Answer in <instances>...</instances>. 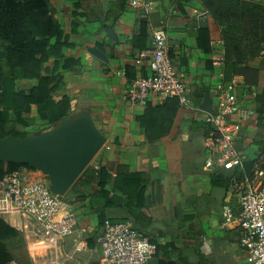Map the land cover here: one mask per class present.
Wrapping results in <instances>:
<instances>
[{
    "label": "crops",
    "instance_id": "0c3cea01",
    "mask_svg": "<svg viewBox=\"0 0 264 264\" xmlns=\"http://www.w3.org/2000/svg\"><path fill=\"white\" fill-rule=\"evenodd\" d=\"M112 1L115 7L117 1ZM131 1L128 0L116 21L88 22L80 18L82 25L73 33L75 0H51L55 19L68 42L74 45L63 49L62 58L51 57L43 66L46 75V69L53 71L59 63L55 74L63 79V85L54 99L60 101L68 96L71 100L67 118L51 128L64 120L88 118L105 137L104 146L86 174L75 183L83 199L79 201L78 195L73 194L71 201H77L75 209L80 205L78 212L83 220L86 218L82 214L97 216L91 233L97 230L98 217L102 214L116 222H129L154 240L159 250L149 264L169 261L246 264L239 229L221 226L222 191L219 196L213 194L214 172L205 170L209 155L205 144L208 124L207 113L200 106L207 89L214 105L219 86L235 79L240 102L252 108L259 120L258 125L248 122L243 126L236 148L245 160L259 159L254 168L264 167V115L258 102H264V50L259 56L245 60L246 63H239L237 70L229 74L221 31L202 1L179 0L175 6L174 0H156L155 4L151 2L153 7L149 12L133 8ZM139 20L148 22L147 48L152 46L155 32L166 31L176 69L194 106L190 110L180 108L170 135L156 142L148 140L137 120L146 106L133 104L126 95L132 80L149 73L148 62L142 66L136 64L141 50L132 43ZM204 27L211 32L210 55L197 45L198 31ZM92 49L98 50L99 56ZM216 58H224V65H216ZM71 59L81 61L80 69H64L65 61ZM208 61L212 62V68L208 67ZM19 83L30 84V89L37 85V81ZM164 102L153 95L148 103L158 106ZM32 111L38 117L37 107L33 106ZM102 169L111 177L105 190L99 187ZM226 202L238 207L237 194L231 188Z\"/></svg>",
    "mask_w": 264,
    "mask_h": 264
},
{
    "label": "built area",
    "instance_id": "2783aa9c",
    "mask_svg": "<svg viewBox=\"0 0 264 264\" xmlns=\"http://www.w3.org/2000/svg\"><path fill=\"white\" fill-rule=\"evenodd\" d=\"M131 6L149 12L153 4L132 0ZM145 62L149 73L131 81L126 92L130 102L146 106L151 96L157 95L162 100L177 98L180 108L194 109L164 29L154 33L150 48L139 52L136 64ZM214 63L224 65L225 61L216 58ZM237 89L235 79L220 85L213 114H206L205 122L211 127L205 139L209 151L206 171L244 167L245 159L236 145L243 126L248 122L258 125L259 120L252 108L240 102ZM38 172L22 168L0 177V219L23 238L29 264H149L157 256L158 244L129 222L106 219L93 233L78 230L73 201L54 193L45 177L35 176ZM232 190L237 194L238 207L229 202L223 205L221 226L239 229L246 264H264L262 165L254 168L252 179L236 183Z\"/></svg>",
    "mask_w": 264,
    "mask_h": 264
},
{
    "label": "trees",
    "instance_id": "16d2710c",
    "mask_svg": "<svg viewBox=\"0 0 264 264\" xmlns=\"http://www.w3.org/2000/svg\"><path fill=\"white\" fill-rule=\"evenodd\" d=\"M116 1L114 7L112 0H75L73 33H77L82 25L80 18H85L88 22L116 21L125 11L128 0ZM202 3L220 29L225 42V58L229 64L227 73L236 71L239 63L260 55L264 50V3L247 0H202ZM147 38L148 22L139 20L132 36L133 47L144 50L147 48ZM53 39L56 40L55 43H52ZM0 43L3 52L7 54L4 61L9 70V74H6L0 69V140L28 137L25 132L18 129V126L27 127L34 122L31 117H25L32 113L33 106L37 107L38 119L48 127L55 126L67 118L71 109L70 98L65 96L60 101L54 99L63 85V79L55 74L59 69V63L55 64L53 71L46 69V75L43 74V66L51 57L60 59L65 47L74 46L68 42L61 25L55 19L51 0H0ZM197 45L206 54H212L209 28L199 29ZM80 67V60L65 61V70L76 71ZM208 67L212 68L211 61H208ZM22 80L37 81V85L29 90L18 89L17 85ZM258 102L259 111L264 115V102L260 100ZM179 110L177 98L166 99L164 104L158 106L151 103L146 105L144 114L137 120L150 142L159 141L170 135ZM11 114H14L15 121H12ZM207 126L206 135L211 132V127ZM257 161L259 159L245 160L242 169H217L212 174L213 194L219 196V191H222L220 197L222 207L230 188L233 189L236 183L253 178ZM22 168L35 171L27 164H7L0 161V177ZM87 170L88 168L79 181ZM99 173V187L105 190L110 185L111 177L106 170L102 169ZM68 193L78 195L77 184H74ZM81 199L83 197L78 195L77 200ZM106 219L108 218L104 215H99V227ZM14 239H18L25 250L21 235L0 219V264H15L16 258L6 242ZM90 243L93 245L94 239L90 240ZM19 264H29L27 254L26 263ZM158 264L177 263L169 261Z\"/></svg>",
    "mask_w": 264,
    "mask_h": 264
},
{
    "label": "water",
    "instance_id": "95a60500",
    "mask_svg": "<svg viewBox=\"0 0 264 264\" xmlns=\"http://www.w3.org/2000/svg\"><path fill=\"white\" fill-rule=\"evenodd\" d=\"M91 52L99 56V51ZM7 57L0 52V59ZM200 109L213 114V100L206 90ZM15 121L14 114L11 115ZM105 144V137L88 118L64 120L54 129L23 139L0 140V161L29 165L45 175L51 189L66 196Z\"/></svg>",
    "mask_w": 264,
    "mask_h": 264
},
{
    "label": "rangeland",
    "instance_id": "374dc122",
    "mask_svg": "<svg viewBox=\"0 0 264 264\" xmlns=\"http://www.w3.org/2000/svg\"><path fill=\"white\" fill-rule=\"evenodd\" d=\"M148 2H152V3H156V0H145ZM163 1V0H162ZM179 0H174L173 5H179ZM199 3H201L202 0H197ZM253 2H257V3H264V0H250ZM187 12V11H186ZM2 44L0 43V52H2ZM5 59H0V69H2L6 74H9V70L7 65L5 64ZM18 89H24V90H29L31 85L30 84H22V83H18ZM35 112L32 111V113L30 115H26L25 117H31L32 119H34V122L27 126V127H22V126H18V129L25 132L28 136H32V135H37L40 133H43L44 131H47L48 129L51 130L52 128L49 127H44L45 124L43 122H41L39 119H37L38 117H35ZM33 116V117H32ZM41 172H38L35 176L39 177V178H44L45 175L44 174H40ZM66 197L69 200H72L73 198V194H67ZM80 209V205H77V208L75 209L77 214H78V219L80 222V226L78 228V230H86V231H90V230H94V226H92L93 224V220L97 221V216L92 218L91 215L87 216L86 214H82L84 215V217L86 218V220H83V216H81L80 212H78V210ZM84 222V223H82ZM99 222V221H98ZM97 222V223H98ZM92 228V229H90ZM7 245L9 247V250L13 253V255L16 258L15 264H19V262L21 263H26V254H25V250L24 248H22L20 242L18 239H14V240H7Z\"/></svg>",
    "mask_w": 264,
    "mask_h": 264
}]
</instances>
